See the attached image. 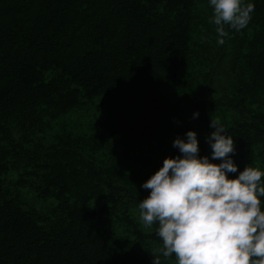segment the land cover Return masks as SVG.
<instances>
[{"label": "trees", "instance_id": "1", "mask_svg": "<svg viewBox=\"0 0 264 264\" xmlns=\"http://www.w3.org/2000/svg\"><path fill=\"white\" fill-rule=\"evenodd\" d=\"M195 2L0 0V264L176 262L160 254L157 225L143 233L129 208L187 131L199 156L221 162L211 120L234 140L228 178L264 170V0H251L245 29L200 48L207 70L192 40ZM98 100L102 127L75 137L61 119ZM24 190L53 205L27 207Z\"/></svg>", "mask_w": 264, "mask_h": 264}, {"label": "clouds", "instance_id": "2", "mask_svg": "<svg viewBox=\"0 0 264 264\" xmlns=\"http://www.w3.org/2000/svg\"><path fill=\"white\" fill-rule=\"evenodd\" d=\"M208 3L219 45L230 38L229 29H245L255 10L251 0ZM209 126L214 129L206 138L211 159L221 162L199 156L195 131L175 138L180 155L165 158L141 185L150 193L138 203L140 219L145 227L157 225L160 254L165 259L174 255L176 264H264V170L248 165L228 178L238 171L234 140L219 119ZM152 264H162L161 256L153 257Z\"/></svg>", "mask_w": 264, "mask_h": 264}, {"label": "rangeland", "instance_id": "3", "mask_svg": "<svg viewBox=\"0 0 264 264\" xmlns=\"http://www.w3.org/2000/svg\"><path fill=\"white\" fill-rule=\"evenodd\" d=\"M195 23L193 25V32H192V40L193 45L197 51V53L200 55V58L204 61V66L200 65V68H203L204 70H207L206 67L209 66L210 61L213 60L212 57H209L210 55L203 53L200 48L202 47H218L217 45V35L215 31V25L210 23V17L212 15V9L209 6L208 0H195ZM206 60V61H205ZM201 64V63H200ZM199 66V64H198ZM197 69V68H196ZM193 70L195 71V66H193ZM190 70H188L189 72ZM199 70H196L195 72H198ZM184 73L183 70L179 72V80L185 81V75L188 74ZM194 72V73H195ZM193 73V74H194ZM198 77L201 73L199 71ZM256 108V107H255ZM101 108H100V101L98 100L94 104H91V106H88L85 108L83 112L73 113L70 115L65 116L61 120L66 121L67 128L74 132V136L77 137L81 134V136L88 137V134L93 133L96 128L102 127L103 124V118L100 116ZM103 131L100 132H104ZM48 139V138H47ZM47 144H55L54 140H46ZM14 173V172H13ZM24 201L27 207L34 208L38 211L44 212L47 210L51 205H53L52 202H42L39 201L31 194L30 192L24 190ZM129 217L132 219V221L138 226V228L143 233H149L151 230H153V225L151 228L145 227L140 219V210L137 207L129 208ZM121 235V239L123 241H131L132 238L127 233L125 235ZM170 264H176L175 261H171Z\"/></svg>", "mask_w": 264, "mask_h": 264}]
</instances>
